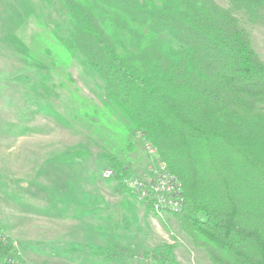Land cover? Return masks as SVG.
Masks as SVG:
<instances>
[{"label":"trees","instance_id":"trees-1","mask_svg":"<svg viewBox=\"0 0 264 264\" xmlns=\"http://www.w3.org/2000/svg\"><path fill=\"white\" fill-rule=\"evenodd\" d=\"M226 1L33 0L40 11L52 5L56 18L39 16L28 38L19 20L5 26L40 67L47 94L56 78L78 91L74 63L101 81L102 106L74 90L69 104L125 147L138 135L155 150L182 185L183 206L173 216L210 264H264V61L235 15L264 25V0ZM109 165L121 187L128 160L110 156ZM0 237L1 264H18L1 229ZM90 255L111 262L137 251L96 247ZM146 258L176 260L173 247Z\"/></svg>","mask_w":264,"mask_h":264},{"label":"rangeland","instance_id":"rangeland-1","mask_svg":"<svg viewBox=\"0 0 264 264\" xmlns=\"http://www.w3.org/2000/svg\"><path fill=\"white\" fill-rule=\"evenodd\" d=\"M214 1L228 6L226 0ZM57 12L49 4L40 11L33 0H0V229L18 254L13 260L153 264L146 255L173 247V264H210L173 216L181 209L166 211L167 204L158 200L155 186L162 160L156 152L149 153L138 135L131 148L125 147L114 131L102 125L96 129V119L77 114L78 107L69 104L74 90L80 99L102 106L106 99L101 81L74 63L69 71L78 91L66 82L59 85L56 78L45 84L47 94L40 67L10 42L5 25L19 20L28 38L39 16L55 19ZM235 15L264 61V25L250 23L242 12ZM77 151L84 156L72 158ZM110 156L128 160L131 172L121 187L113 179ZM106 170L111 178L103 177ZM180 196L183 206L182 188ZM119 246L136 250V257L109 262L90 255V248Z\"/></svg>","mask_w":264,"mask_h":264},{"label":"built area","instance_id":"built-area-1","mask_svg":"<svg viewBox=\"0 0 264 264\" xmlns=\"http://www.w3.org/2000/svg\"><path fill=\"white\" fill-rule=\"evenodd\" d=\"M149 153L154 154L155 150L149 145H145ZM113 176L111 170H106L103 177L108 179ZM153 187V186H151ZM182 185L179 179L171 173L164 162L160 161L159 170L156 178L155 189L158 191L157 197L159 202L167 204L168 210L177 212L182 207V198L178 200L177 195L180 196ZM181 197V196H180ZM165 209V208H164Z\"/></svg>","mask_w":264,"mask_h":264}]
</instances>
